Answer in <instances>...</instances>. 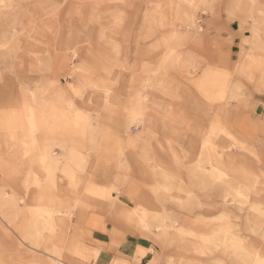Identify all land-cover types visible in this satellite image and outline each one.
<instances>
[{
  "label": "rangeland",
  "instance_id": "1",
  "mask_svg": "<svg viewBox=\"0 0 264 264\" xmlns=\"http://www.w3.org/2000/svg\"><path fill=\"white\" fill-rule=\"evenodd\" d=\"M75 1L0 0V264H94L89 211L156 245L149 264H264V138L240 123L264 128V0H157L155 25L143 0ZM225 20L241 38L222 103L205 37ZM42 41L73 50L66 70Z\"/></svg>",
  "mask_w": 264,
  "mask_h": 264
},
{
  "label": "crops",
  "instance_id": "2",
  "mask_svg": "<svg viewBox=\"0 0 264 264\" xmlns=\"http://www.w3.org/2000/svg\"><path fill=\"white\" fill-rule=\"evenodd\" d=\"M85 1L93 3L94 6L99 5L98 0H82L81 2L78 1L75 2L83 3L84 5H86ZM78 3L77 5H79ZM137 7L139 11H142L144 8V15H143L144 22L151 21L154 22V25L156 24L155 23L157 20L156 17L159 13V7H160V4L157 0H143L142 5L141 6L138 5ZM99 9L100 8L96 6L94 8V13L97 10L99 11ZM102 10L103 12H105L104 14H106V16L108 17L112 16L115 19H117L120 12L118 4L114 6L113 3L109 4L108 6H106L105 9ZM102 10L100 9V11ZM189 21L190 19L186 20V22ZM222 21L224 22V19ZM226 23H229V21H226ZM103 30H102V34L104 33ZM185 31H186L185 37L187 38L198 39L200 37L199 35L194 34L190 30H185ZM177 32L178 31L172 32L170 28V32H168L169 40L168 39L165 40L166 43L172 40L177 35ZM49 37H51L54 40L53 36H49ZM205 38L207 40L212 38L216 41V42H210V46L207 49L210 54L211 53L215 54L216 63L212 65L211 63H208V65L204 69V71H206L209 76L210 87L211 88L217 87V94L215 98L213 99L212 97H210V99L213 101L216 100L223 103L224 89H218L219 86L217 85L214 79L216 78V76L218 77L219 75H221V72L224 70H228V71L236 70L235 64L238 58V54L240 52L241 36L238 34V30L229 23L225 26L224 25L218 26L217 34L215 36L211 35L209 37L206 36ZM53 44L54 41L53 43L42 41L41 45H43L44 47L43 52H47L48 54L55 55L56 59L58 58L57 60L59 62L58 64L62 65L63 70H66L68 68L67 65L69 64L70 55L73 54L72 53L73 50L71 52H66L62 50V48H58L56 46L54 47ZM41 45H39L37 48H40ZM212 47H214L215 50H212L211 49ZM66 48L68 49V47ZM214 51L216 53H214ZM78 69L82 70L83 73H79ZM75 76L77 79H79L82 76L81 77L82 81H85L82 84L86 86L91 85V82L94 80L92 78L93 74L91 68H89L85 64H83L79 68L78 67L76 68ZM92 86L93 88L97 89V87H94L96 86V84H92L91 87ZM98 89L104 91L110 90L109 88H98ZM222 111L217 112L220 115L221 119H223L224 116ZM137 114H138V110H136L135 112V118H138ZM240 115H241L240 118L241 129H243L246 134H252L260 139L264 138V128L260 124L259 126L258 125L255 126L254 129L250 127V123L252 122H257L256 124H258L260 118H256L252 114H248V113H240ZM217 118H219L218 115ZM136 185H137V203L141 202L142 200L143 203L144 202L147 203L146 198H149V196H146V194L144 195V190H142V187L139 183ZM124 195H125L123 197L124 201L126 202L128 200L134 201V199L126 195L125 191H124ZM202 212L206 213L205 210H202ZM171 213L174 214V213H184V212L172 211L170 212V214ZM185 213L187 214V212ZM195 213H197V211H195ZM83 225L92 232V236L94 240L99 244L104 245L105 247L96 257L94 264H149L150 262H152L155 255H158L156 245H154L150 240L137 236L135 233L128 230L126 225H124L122 222H119L118 220L108 217L102 211L101 212L89 211L87 217L84 220ZM150 248L152 249V252L150 254L144 255L142 257L137 255L139 249H150Z\"/></svg>",
  "mask_w": 264,
  "mask_h": 264
},
{
  "label": "bare ground",
  "instance_id": "3",
  "mask_svg": "<svg viewBox=\"0 0 264 264\" xmlns=\"http://www.w3.org/2000/svg\"><path fill=\"white\" fill-rule=\"evenodd\" d=\"M13 31H15V30H13ZM211 104H212V103H211ZM55 132H56V131H55ZM11 134H12V133H11ZM11 134H10V135H11ZM12 137H13V136H12ZM136 225H137V224H136ZM182 240H183V239H182ZM262 260H263V259H262ZM224 261H225V260H224ZM261 262H262V261H261Z\"/></svg>",
  "mask_w": 264,
  "mask_h": 264
}]
</instances>
